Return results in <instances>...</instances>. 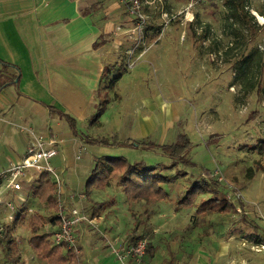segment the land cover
Segmentation results:
<instances>
[{"label":"crops","instance_id":"obj_1","mask_svg":"<svg viewBox=\"0 0 264 264\" xmlns=\"http://www.w3.org/2000/svg\"><path fill=\"white\" fill-rule=\"evenodd\" d=\"M186 2L180 5H185ZM173 7L170 0H155L152 5L144 6V10L150 15L151 27L144 42H139V36H129L131 17L120 0H0V60L14 66L6 71H13L16 75L12 84L0 90V125H4L5 129L6 124H14L16 128L20 127L25 131H20L19 139L15 137L13 144L0 153V165H5L1 166L0 171L22 157L35 135L53 139L57 152L49 160L65 180L69 195L67 203L82 207L83 200L86 202L82 189L84 191V184L93 164L101 157L98 154L100 145L85 143L86 137H95L110 122V136L117 134L121 140L127 141L134 136L144 141L155 134L162 144L167 126L157 136L156 129L163 122L164 107L157 106L155 99L149 97L146 90L143 91L145 88L139 94L133 93V90L138 91L141 87L125 81V75L131 70L135 71V75L145 73L144 69L139 68L140 63L145 53H151L158 47L160 38L164 36L162 30L169 24L162 13H173ZM155 8L159 16L153 19L151 15ZM178 37L184 42L188 40L190 47L194 40L199 41L194 39L196 36L184 30H180ZM203 48L205 49L204 46ZM156 55L152 58L160 57L159 52ZM120 58L128 65L132 61L130 70L119 73L117 78L114 77L106 84L103 82L104 76L111 74L110 67ZM153 62L156 65L154 60ZM116 89L123 94L118 95L114 92ZM104 93L107 97L101 99L100 95ZM137 99H140L139 103ZM131 100H134L133 106L129 102ZM100 103H103L104 109L98 122L91 124L89 120ZM112 104L113 107H110ZM128 105H131L136 114L134 123L130 120L131 114L128 111L123 114L120 111L123 106ZM115 107V113L109 119L106 112ZM18 122L24 123V126H19ZM77 154H80L79 158H76ZM40 176L35 175L32 170L25 173L21 182V190L25 195L22 204L16 202L14 192L9 194L16 206V218L21 213L22 220L17 226L12 225L16 218L14 221L7 220L5 207H0V220L12 227L10 234L14 238L13 246L21 254L22 264H28V259L32 260L35 256L39 259L36 264H49L40 259L31 248L29 239L32 233L26 229H29L28 216L36 210L32 201L37 198L31 193V184L38 181ZM250 185L251 183L249 197L246 196L248 202L256 201L258 193ZM96 190L93 189L90 198L102 201L99 195L93 194ZM252 212L249 210L247 214ZM93 217V224L83 222L74 229L80 248L76 264H102L103 252L110 251L107 242L110 232H114L110 227L113 225L112 220L107 219L110 223L107 224L106 221L101 222L106 219L104 214ZM245 218L247 219L246 216ZM157 219L154 211L148 216V227L153 235L150 242L155 244V239L160 238L161 245L152 256L145 254L141 264H264V229L257 225L256 219L251 218V221L248 217L243 222L244 227L253 229L250 238L243 240V237L235 234L238 225L236 221H224L208 231L193 227L190 231L183 229L182 234L173 232L175 234L172 238L179 235L177 242H173L175 246L166 238L170 234L169 230L158 236L161 224H156ZM45 222L42 232L56 230L50 227L49 221ZM189 222L190 219L184 226ZM22 229L27 230V236L20 234ZM53 232L50 233V240ZM95 232H99L98 237L97 234L93 235ZM260 236H263L262 240ZM97 238L100 240L97 241ZM239 239H242L241 245ZM242 244L252 251L251 255L240 254L238 249L243 247ZM163 247L167 248V256L158 259V253ZM0 252L3 253L2 250Z\"/></svg>","mask_w":264,"mask_h":264},{"label":"rangeland","instance_id":"obj_2","mask_svg":"<svg viewBox=\"0 0 264 264\" xmlns=\"http://www.w3.org/2000/svg\"><path fill=\"white\" fill-rule=\"evenodd\" d=\"M170 1L174 5L173 13H176L184 6L180 3L188 0ZM246 5L248 7H245ZM234 6L241 19L231 15ZM191 10L192 21L181 24V17L183 18L181 15L171 19L162 30L164 36L160 38L158 47L153 52L144 54L139 68L144 69L145 73L139 71L140 73L135 75L134 70L128 72L132 65L125 64V60L122 61L120 58L110 67L111 74L104 76L103 79V82L108 84L119 73L126 70L128 73L125 75L127 76L125 81L138 85V88L141 87L138 91L133 90V93L139 94L142 92L141 89L145 88L143 91L146 90L149 97L155 99V104L161 108L164 107L163 122L156 129L157 136L167 126L161 143H173L179 133L184 134L191 142L189 149L184 153L185 158L190 161L189 164L183 166L182 163H176L171 169H162L163 173L168 175L174 174L177 169L184 170L187 172V177L175 179L173 186L170 187V201H159L152 205L158 217L156 224H161L158 236L169 230L170 234L166 235V238L174 246L179 235L172 238L175 234L173 232L182 234V227L191 218L193 211V207L186 210L175 207V197L191 182L198 179L206 169L214 172L215 179L219 175L223 176L224 180L218 182L223 194L227 192V185L241 191L244 210L247 213L249 210L254 212V214L252 212L243 215L247 219L249 217L258 220L257 225L264 229V169L257 170L254 164L258 161L261 167H264V155L253 152L252 149L253 144L264 138V62L258 64V59H256L260 56V59L264 61V47L261 46L264 38V0H236L229 9L224 8L217 1L203 0ZM152 15L153 19L159 16L156 8ZM250 23L255 26L253 32L250 30ZM160 28L161 26L158 27ZM180 30L193 34L196 36L194 39L199 41L194 40L190 47L188 40L184 42L179 39ZM130 34L137 35L134 31H130ZM157 52L160 57L152 58L153 55L157 56ZM114 92L118 95L123 94L119 89ZM103 97H107L106 93L100 95L101 99ZM137 101L139 103L140 99ZM129 102L132 106L134 105L132 104L134 100ZM131 105L127 106L128 109L123 106L120 111L122 114L128 111V114H131L130 120L134 123L136 114L133 113ZM115 109L116 107L106 112L109 119L113 117L111 114L115 113ZM109 124L110 122L107 128H101L95 137L110 138L109 133L112 127ZM18 125L24 126V123L18 122ZM3 126L0 125V153L13 144L15 137L19 139L20 131L25 132L20 127L16 128L14 124H6L5 129ZM137 134H139L138 131ZM157 138L155 134H152L143 141L133 136L131 140H128L131 146L102 145L98 146V154L101 157L122 155L129 161L142 160L145 164L156 167L170 165L172 161L168 156L155 148L146 146L149 142L160 144ZM1 166L5 165L1 164L0 168ZM215 171L219 173L216 175ZM249 183L258 192L256 201L248 202ZM93 194L99 195L102 200L107 199L108 196L114 197V204L107 205L99 212L100 215L106 216V219H102L101 222L104 223L107 219L112 220L113 225L110 227L114 232H110L109 241L113 242L114 247L128 248L126 236L132 233L131 229L135 224L131 212L134 210L143 216L145 214L143 201L129 206L125 201L123 191L112 181L102 189H97ZM32 204L44 213L47 211V208L45 209L37 200H33ZM86 204L83 200L81 205L85 210L89 207ZM237 215L235 213L231 216L240 225H237L235 234L243 237V240L250 238L253 229L244 227L243 215L240 217ZM106 223L110 224L107 221ZM27 230L22 229L20 234L27 236ZM97 233L99 234L95 232L93 235ZM262 238L263 236H260V240ZM97 239V241L100 240ZM238 241L241 245L242 239ZM242 246L238 249L240 254L251 255L252 251L245 248L244 244ZM164 256H167L166 247L162 248L157 258L163 259ZM182 257L183 255L180 256ZM4 259V252H0V264H5ZM28 260H30L27 261L28 264H36L39 261L36 256ZM99 260L100 262L103 260L102 264H120L115 255L106 250L102 254V260L100 258ZM126 261L130 263L128 259Z\"/></svg>","mask_w":264,"mask_h":264},{"label":"trees","instance_id":"obj_3","mask_svg":"<svg viewBox=\"0 0 264 264\" xmlns=\"http://www.w3.org/2000/svg\"><path fill=\"white\" fill-rule=\"evenodd\" d=\"M235 8L236 6H234V10L231 11V15L241 19V17H238ZM253 27L255 26L250 23V30L252 32L255 30ZM154 36L155 35H152V37ZM256 59H258V64L264 62L260 59V56ZM12 67L14 68V66L0 60V90L15 81L16 75L13 71L12 73L6 71ZM98 106L97 111L89 120L91 124L98 122L101 116L100 114L104 109L103 103H100ZM69 121L72 124V120L69 119ZM84 141L85 143L93 145L109 147L131 146L129 141L121 140L117 134L112 135L110 138L104 136L99 138L86 137ZM190 145L191 142L188 141L186 136L182 133L177 135L173 143L155 144L149 142L146 146L161 151L171 159V164L164 167L148 165L142 160L129 161L122 155L111 157L102 156L97 158L84 184L83 193L86 198L85 203H87L86 205H89V207L86 208L87 211L85 208L81 207L83 212L88 217L97 216L107 205L114 204L113 196H108L107 199H103L102 201H94L90 198V194L94 188L102 189L103 186L110 181L114 182L115 185L123 191L125 201H127L129 206H133V204L138 201H143L144 203L143 211H145V214L143 216L136 213L134 210L131 212V216L135 219V224L131 229L132 233L126 236V240L128 241L127 246L134 245L138 239L146 238L148 246L145 254L148 255V257L152 256L159 249L158 247H160V238L155 239V244L150 242L153 235L148 227V216L153 212L152 205L162 200L170 201V187L173 186V182L176 178L185 177L187 175V172L179 169L175 170L174 174L168 175L163 173L162 169H171L175 167L176 163H182L183 166L189 164L190 161L185 158L184 153L189 149ZM252 149L253 152L264 155V139L253 144ZM254 164L257 170L264 169L258 161L254 162ZM40 175L39 180L32 183L30 189L33 197H36L37 202L43 205L45 209L47 208V211L44 213L36 209L28 216L29 222L27 226L29 227L30 233H32L29 244L31 248L34 249L36 255L49 264H76L79 254L75 253L74 248L67 247L65 243H61V245L53 244L52 240L49 238L50 233L53 231L49 233L48 231H41L42 225L46 220L49 221L50 227L57 230L59 218L57 216L58 202L52 181L46 172ZM213 175L214 172L212 173L207 169L204 170L198 179L191 182L184 191L179 192L175 197V207L182 209H190L193 207L190 222L183 227L186 231L192 230L193 227H200L208 231L214 229V226L224 221L228 223L235 222V220L231 218V216L236 213L235 208L233 204L225 198V193L223 194L220 190V184H218L217 179H215ZM240 204L244 209V203L240 202ZM21 218V213L19 212L16 220L12 224L13 227L21 222ZM242 221H247L244 215ZM11 230L12 227L6 224L3 236L0 239V250L4 252L5 264H22L21 254L17 252L13 246L14 238H12L10 234ZM142 261L143 259L141 262ZM128 262L135 263V260L133 261V259L128 258Z\"/></svg>","mask_w":264,"mask_h":264},{"label":"built area","instance_id":"obj_4","mask_svg":"<svg viewBox=\"0 0 264 264\" xmlns=\"http://www.w3.org/2000/svg\"><path fill=\"white\" fill-rule=\"evenodd\" d=\"M126 6V11L131 17L132 26L130 31H134L139 42H144V38L149 32V19L150 15L144 10L145 5H152L155 0H120ZM203 0H188L184 7L176 13L167 14L163 12V16L170 21L176 16H183L182 23L193 20L192 10L196 4ZM213 1V0H210ZM220 3L224 8L229 9L230 5L234 4L236 0H214ZM247 2V1H246ZM245 7H248L247 5ZM119 28V27H118ZM131 36V34H129ZM264 47V38L263 44ZM132 65V61L129 62V66ZM54 140L50 138H45L44 136L35 135L34 138L29 142L26 147L25 152L22 157L12 163L7 168L0 171V207L4 206L7 214L6 219L9 221H14L16 218L15 209L16 206L13 204L9 197V194L14 192L16 194V202L22 204L25 200V195L21 190V182L25 173L27 171H34L35 175L46 172L52 181L54 186L58 209L57 216L59 218L58 229L53 232L52 242L55 245H61L65 243L67 247H72L75 253L80 252V248L77 246V240L74 235V229L77 225L86 222L88 224H93L95 217H88L80 206H71L67 203L68 192L66 189L65 180L62 178L61 174L57 172L55 168L50 163V158L56 154V148L53 145ZM83 148V146H82ZM80 154L76 155L79 158ZM219 172L215 171L217 175ZM223 176L219 175L217 181H222ZM225 198L231 202L237 212L238 216L247 213L242 207L240 202L243 200L241 191L227 185V192H225ZM5 229L4 221L0 220V239L3 236V231ZM148 241L146 238L138 239L134 245L124 248L119 246V248L114 247L113 242H109L110 251L115 255V257L120 261V264H128L127 259L131 258L135 263L141 264V258L145 254L146 248L148 246Z\"/></svg>","mask_w":264,"mask_h":264}]
</instances>
